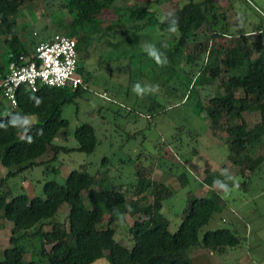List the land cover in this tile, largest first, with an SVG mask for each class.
<instances>
[{
    "label": "trees",
    "instance_id": "obj_1",
    "mask_svg": "<svg viewBox=\"0 0 264 264\" xmlns=\"http://www.w3.org/2000/svg\"><path fill=\"white\" fill-rule=\"evenodd\" d=\"M36 1L41 0H0V35L6 37L9 48L8 64H0L1 77L10 63L25 64L22 57H27L29 62L39 44L24 42L15 21L23 5ZM42 1L45 5H58L54 0ZM118 1L61 0L60 10L53 12L62 14L63 34L77 42L78 72L86 84L92 80V75L83 65L90 54L84 46L89 34L99 26L98 18ZM173 1L148 0L144 7L132 8V23L139 25H129L126 30L110 29L118 37L132 29L159 31L163 40L155 47L167 57V64L158 66L144 52L140 66L143 69V65L152 60L162 77L160 85L174 80V84L186 87L188 94H196L199 87L217 84L224 94L211 97L207 103L199 101L200 114L205 113L215 136L226 134L228 158L239 169V174L243 177L248 172L255 174L264 165V156L254 157L264 150V26L254 25L250 31L232 34L227 12H221L215 0H189L164 16L146 8L153 4L162 7ZM168 17L179 21L175 34L168 31L165 19ZM202 29L205 33L201 34ZM254 35L257 36L251 41L250 36ZM227 36L233 37V45L223 42ZM104 37L103 34L101 38ZM181 61L185 67H180ZM176 84L172 92L175 95L182 93ZM88 90L82 86L76 90L44 86L33 93L22 87L17 94V108L0 117V164L8 170L0 181V219L13 225L11 247L6 249L3 259L0 256V264H36L25 258V243L38 238L39 256L45 264H94L101 260L107 264H198L188 256L191 248L224 254L229 248L239 246L242 238L228 228L208 231L201 236L202 229L224 209L219 203L221 193L213 186L214 181L226 183L230 175L225 166L221 167L217 179L212 177L210 169L204 171L206 178L200 183L209 189L207 195L189 194L188 206L175 232L170 230L171 221L162 212L164 201L173 197L174 189L165 180L154 179L149 171L138 172L135 183L114 184L110 189L98 190L96 187L104 177L98 179L89 172L75 169L63 184L56 179L46 181L42 194L32 197L26 192H11L7 182L45 163L43 157L52 151L54 156L48 162L56 160L62 151L92 154L96 150L99 144L96 130L89 123L78 126L73 133L78 148L68 149L57 144L59 139L67 140L70 135V122L63 116L64 108ZM110 95L112 98L107 95L108 100L114 101V94ZM187 97V92L182 95L183 100ZM166 109L163 103L152 100L148 116ZM245 113L259 114L260 121L250 127ZM174 170L168 165L166 172L172 174ZM178 180L181 187H185L189 179L182 173ZM227 184L229 188L236 185ZM129 196L134 199L129 201ZM65 205L69 206L66 216L61 214ZM117 212L125 217L122 223ZM128 216L138 219L128 225ZM123 225L127 227L129 246L116 239Z\"/></svg>",
    "mask_w": 264,
    "mask_h": 264
},
{
    "label": "rangeland",
    "instance_id": "obj_2",
    "mask_svg": "<svg viewBox=\"0 0 264 264\" xmlns=\"http://www.w3.org/2000/svg\"><path fill=\"white\" fill-rule=\"evenodd\" d=\"M54 1L58 5H45L41 0L21 7L15 21L24 42L40 43L53 38L56 33H63L60 25L62 14H53L60 10L61 0ZM147 1L119 0L111 10L105 11L98 18L99 26L89 34L90 38L84 46V50L88 49L90 54L83 65L91 73L92 80L84 96L64 108L63 116L70 122V135L67 140L59 139L57 144L68 149L78 148L73 133L78 126L89 123L96 130L99 142L96 150L92 154L76 150L62 151L56 160L48 162L54 156L52 151L43 157L45 163L10 179L8 186L13 194L26 192L33 197L43 193L46 181L56 179L63 184L70 172L77 169L89 172L98 179L104 177L96 187L103 190L110 189L114 184L135 183L138 172L149 171L154 179L165 180L174 189L173 197L164 201L162 212L171 221L170 230L175 232L188 206L189 194L194 192L198 197L207 195L209 189L200 183L206 178L204 171L210 169L212 177L217 179L220 178L221 167L225 166L226 172L232 177L231 180L227 179L226 184L236 185L229 188L227 193L213 186L221 193L219 203L224 209L221 215L216 214L202 229L201 236L208 231L228 228L236 231L242 242L224 254L212 255L208 251L191 248L188 256L198 264H264V165L255 174L246 173L245 177L248 178L240 175L239 169L229 161L226 134L215 136L205 113L200 114L198 106L199 101L207 103L208 99L223 95L224 91L215 84L194 89L196 94H188L186 87L175 83L182 93L173 94L174 80L165 86L160 85L162 77L152 60L148 58L150 64L143 65V69L140 66L143 53L146 52L142 45L148 43L157 46L163 40L159 31L151 29L138 32L132 29L120 37L114 33L119 29L126 30L132 24L139 25L132 23V8L144 7ZM188 1L174 0L162 7L153 4L146 8L164 16L175 12ZM215 2L221 7V12H227L232 34L240 35L250 31L254 25L264 26V0ZM113 33L114 36H111ZM200 33H205V29ZM103 34L105 37L101 38ZM256 36H250V40L253 41ZM5 40L6 37L0 35L1 65H7L9 60V48ZM223 42L231 46L234 40L232 36H227ZM180 67H185L183 61ZM137 83L146 89L150 87L152 91H146L143 97L137 96L132 91ZM106 92L109 98H112L111 93L114 94L115 100L105 99L103 94ZM186 92L188 97L183 100L182 95ZM152 100L163 103L167 107L166 111L148 116ZM11 111L7 102L1 98L0 117ZM244 117L250 127L260 121L259 114L245 113ZM259 155L264 156V150L254 154V157ZM168 165L175 169L172 174L166 172ZM7 173L8 170L0 164V181ZM182 173H186L189 179L185 187H181L178 180V175ZM84 197L89 204L88 194L85 193ZM133 199V196H129V201ZM68 213L69 206H63L61 214L66 216ZM137 219L128 216V225ZM12 227V223L0 219L2 259L6 249L11 247ZM116 239L127 246L131 244L126 225L120 228ZM38 241L39 238L26 241L25 258L36 264H45L39 256ZM94 264H107V261L101 260Z\"/></svg>",
    "mask_w": 264,
    "mask_h": 264
},
{
    "label": "built area",
    "instance_id": "obj_3",
    "mask_svg": "<svg viewBox=\"0 0 264 264\" xmlns=\"http://www.w3.org/2000/svg\"><path fill=\"white\" fill-rule=\"evenodd\" d=\"M29 62L27 57L21 60L25 64L10 63L4 76H0L2 99L14 111L18 106V91L26 87L33 93L42 87L51 88H89L78 72L79 54L76 40L56 33L53 38L40 42L32 52ZM108 99L107 94H103ZM102 96V97H103Z\"/></svg>",
    "mask_w": 264,
    "mask_h": 264
},
{
    "label": "clouds",
    "instance_id": "obj_4",
    "mask_svg": "<svg viewBox=\"0 0 264 264\" xmlns=\"http://www.w3.org/2000/svg\"><path fill=\"white\" fill-rule=\"evenodd\" d=\"M168 21V31L172 34H175L176 32H178L179 30V21L178 19L174 18V17H168L165 18ZM163 22V21H162ZM144 51L147 52L148 56L150 58H152L156 64L158 66H165L167 64V57L164 56L156 47L154 44H148L145 43L142 45ZM132 91L134 92V94H136L137 96L143 97V95L146 93V91H152V89L149 88H145L143 87L141 84L137 83L133 86ZM29 142H31V139H29ZM225 175L227 176V173H225ZM229 180L232 179L231 176H227ZM214 185L218 186L220 189H222L225 193L229 192L230 189L228 187V184L226 183H221L218 181H214ZM117 216L119 221L122 223L125 219L123 214H120L119 212H117Z\"/></svg>",
    "mask_w": 264,
    "mask_h": 264
},
{
    "label": "crops",
    "instance_id": "obj_5",
    "mask_svg": "<svg viewBox=\"0 0 264 264\" xmlns=\"http://www.w3.org/2000/svg\"><path fill=\"white\" fill-rule=\"evenodd\" d=\"M208 252H210V251H208ZM210 254H212V255H213V253H212V252H210Z\"/></svg>",
    "mask_w": 264,
    "mask_h": 264
}]
</instances>
